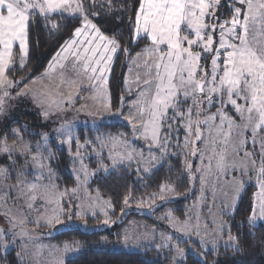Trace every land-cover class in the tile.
I'll return each mask as SVG.
<instances>
[{
	"label": "snow or ice",
	"instance_id": "obj_1",
	"mask_svg": "<svg viewBox=\"0 0 264 264\" xmlns=\"http://www.w3.org/2000/svg\"><path fill=\"white\" fill-rule=\"evenodd\" d=\"M138 5L133 16L128 18L129 31L137 40L147 38L150 43L129 61L130 72L132 65L142 67L145 71L142 76L140 73L136 74L135 83L139 91L137 98L131 102L135 111H130L129 115L124 116L123 96L120 97V107L115 112L112 111L108 75L115 54L120 51L131 57V52L123 48L115 36L104 35L94 20L100 16V12L95 9L100 8L105 15L114 16L117 22H122L124 17L115 14L126 12V5L114 3V0H0V112H3L6 101L12 98L11 90L20 88L21 85L26 88V81L31 76L29 72L28 76L12 79L8 73L15 63L14 46L17 42L20 70L27 69L29 28L33 17L41 16L46 27L59 31L60 23L51 18L53 14L61 17L67 14L81 23L73 28L72 37L64 42L61 52L56 53L54 63L48 65L49 70L53 67L59 69L60 78L56 85L59 88V100H65V86L75 87L76 98L80 99H84L79 96L81 91L87 88L95 89L96 95L103 96L105 100L103 115L99 118L103 120L105 116L122 117L132 127L133 136L139 133L148 148V155L145 157L142 150L134 148L126 138L122 139L125 134L113 136L109 133L107 141L111 147L108 159L111 168L101 162L98 170L107 173L136 161L137 174L141 171L146 175L150 174L152 167L158 163V158L152 154L153 147L160 151L161 156L167 155L168 146L172 144V137L175 136V147L182 148L186 157L193 156L200 160L201 167L195 169V172H212L213 164L218 174L239 172L238 177L233 176L229 181L230 212L237 207L245 190L244 178H249L250 171L255 172L258 191L254 194L248 221L254 224L258 219H264V0H232L230 4L228 0H224V5L231 13L227 18L217 15L222 7V0H138ZM63 52H69L70 57L64 56V62L61 63ZM141 60L142 64L137 63ZM43 75H47V72ZM85 81L88 82L87 85ZM52 90L50 88V91ZM126 91L131 92L132 89L126 88ZM26 94L24 88L17 92V96ZM76 98L69 94L67 103L74 104ZM204 105H207L206 109ZM217 105L216 111L211 112L210 109ZM229 108L231 112L228 111ZM82 110H85L83 106L78 109ZM205 112L208 114L201 119ZM43 115L47 118L48 112L45 111ZM181 129L184 130L183 144L180 143L179 136ZM57 131L65 136L60 143L68 144L69 149L76 139L77 151L72 155V159L80 163V173L76 177L77 187L65 188L63 191H58V185L52 182L55 173L46 163L54 156L48 146L47 133H40L42 141L35 145L25 143L23 148L17 149L15 153L12 150L14 146L7 144L6 134L0 140V152L9 156H30L36 168L33 180L28 181L23 172H17V184L7 185V188L19 189L16 199L23 198L29 213L38 211L34 206L40 200L52 206L51 214L29 220L19 209L8 206L7 193L0 196V217L10 225L7 229L0 227V246L4 248L8 247L5 242L7 235L13 237V242L17 237L28 236V232L23 228L25 223L43 224L52 230L45 233L50 236L61 229L75 230L71 228L76 222L73 220L74 216L83 228L90 227L86 216L96 218V204H90L87 208L77 204L78 211L73 212V202L64 200L65 196H74L80 188L84 189L90 200L100 201L101 198L99 195L92 197L88 193L86 186L95 171H90L84 164L80 153L84 145L74 136L71 125H62ZM12 134L23 140L19 129H13ZM96 140L101 151L109 146L100 136H97ZM197 142L202 147H197ZM91 143L85 141V145ZM249 143L252 145L251 150L247 148ZM33 148L36 150L34 154ZM241 152L243 156H240ZM99 155L100 151H97V156ZM229 156L232 159H229ZM184 168L190 178L195 180L193 165L187 158L184 160ZM9 175L8 168L0 167V178L8 179ZM45 179L50 183L44 184ZM200 179L203 184L204 176L201 175ZM158 189L159 191L147 197L149 208L155 204L156 199L163 202L166 198L171 199L176 192L175 185L169 181L161 182ZM96 191L99 192L98 189ZM133 199L134 193L129 189L122 198L124 207L120 209L121 218L126 214L125 209ZM144 201L145 198H141L138 206H144ZM65 203L68 205L67 209L64 207ZM102 204L101 211L105 216L103 224L115 223L116 221H112L108 215L109 211L115 212L111 199L103 200ZM165 218L172 222L176 233L181 235L174 241L173 235L161 233V243L156 247L174 249V261L177 258H186L185 250L179 245L187 243L184 237L190 239L191 234L197 236L204 251L208 250L209 243L212 249L216 250V240H205L200 234L199 223L179 221L170 211L165 214ZM213 223L217 225V233L227 227L222 219H214ZM17 228L20 230L15 231ZM237 239L229 235L230 241ZM130 241L135 244L128 229L117 234V243L124 247H128ZM100 243H108V238L101 237ZM81 246L82 242L75 239L63 241L62 247L51 246L61 253L56 264H64V254L79 250ZM232 246L238 249V244ZM192 251L196 250L193 248ZM196 255L203 264H208L204 252H197Z\"/></svg>",
	"mask_w": 264,
	"mask_h": 264
},
{
	"label": "rangeland",
	"instance_id": "obj_2",
	"mask_svg": "<svg viewBox=\"0 0 264 264\" xmlns=\"http://www.w3.org/2000/svg\"><path fill=\"white\" fill-rule=\"evenodd\" d=\"M228 3H232V0H228ZM217 15L221 18H227L231 15L229 8L224 5V0H222V7L218 10ZM143 35L144 34H142V36ZM145 47L146 45L143 47V49ZM15 54H18L20 56L18 42L14 46V55ZM64 56L70 57V53H62V57L60 60L61 63L64 62ZM134 58L135 55H133L131 59ZM137 63L142 64L143 60L138 61ZM144 71L145 70L142 67H136V65H132L130 72L128 66L125 78V86L126 88H131L132 91H126V93H128V96L127 100L124 99V116L129 115L130 111H135L131 107V102L137 98V93L139 91V88L135 83L136 74L140 73L142 76ZM46 72L47 75H43ZM44 73L26 81V88L24 85H21L20 88H15L11 90L12 98L6 101L3 112H0V124H5L15 116H20V112H32L33 114L35 113L41 116V121L44 123V129L42 131L36 129L35 131L30 130L31 134H35V136H31L27 133L26 129L25 132H23V130H20L21 135L23 136V140H21L19 137L12 134L13 129H18L13 128L11 129L10 134L15 137L13 139L10 138L11 140L7 137V144L10 146H14L12 150L15 153L17 149L23 148L25 143L30 142L32 145H35L38 141H42L40 133H47L48 146L54 153V156L51 159L47 160L46 163L50 165L51 169L55 173L54 181L52 182L58 185V191H63L65 188H76L78 183L76 177L80 173L79 161H74L72 159V155L75 154L77 151L76 139L73 140L71 149H69L68 144L60 143L61 140L65 139V136H63L57 131L58 129H61L62 125H71V131L73 132L74 136L78 138L79 143L81 145H84V147L80 149L84 164L87 165L90 171H95V174L89 178L86 186L88 193H90L92 197L99 195V197L101 198L100 201L90 200L89 196L85 194L83 188H80L74 196H65L64 200H71L73 202L71 209L73 212L78 211V209L76 208L77 204H81L85 208H87L90 204L97 205V207L94 208V210L96 211V218L93 219L91 216L85 217L87 223L90 225L89 228L81 227L78 218L75 216L73 217V220L76 222L71 225V228L80 229L85 232L107 230L111 232L106 235V237L108 238V243L110 247L115 250L143 252L148 248L161 249L156 247V245H159L161 243V233L165 235H173L174 241L179 239L181 235L176 233L175 228L172 227V222L168 218H165V214L170 211L172 216L178 218L179 221L187 220L190 221L191 224L199 223L200 234L204 236V239L207 241L216 240L217 248H236L232 246L234 244H237L236 241H230L229 235L235 237V234L232 230V222L237 207L230 212L228 210V204L231 200V188L229 185V181H231L233 176L238 177L240 175L239 172L232 171L230 174H218L215 171L214 164L212 172H195V169L201 167L200 160L197 157L193 156L186 157L182 148L175 147V136L172 137V144H169L168 146L167 155L161 156L160 151L153 147L152 154L158 158V163H155V165L152 167L151 172L154 171L161 164L167 162L169 156L179 155L182 156L183 160L187 158L188 161L193 165V174L196 176V179L192 180L190 178V175L187 174L189 178V186L184 192H178L176 190L175 194L171 197V199L166 198L163 202H161L159 199H156L155 204L151 208L148 207L147 197H149V195L153 192L149 193L144 197H141L145 198L144 206H138L141 198L133 199L130 201V206L125 209L126 214L123 216V218L120 217V212L113 213L109 211V217L112 221L116 222L111 223L110 225H104L103 220L105 219V216L101 211V208L103 207L102 201L107 200L109 198L104 196L100 192L97 193V189L93 184V181L96 175L106 173L104 171L98 170L100 168L101 162L111 168L110 161L108 159V151L111 145L107 141V134L110 133L113 136H118L121 133L125 134L122 139L126 138L127 141L134 148L142 150L144 152L145 157H147L148 155V148L146 147L145 141L139 137V133H137L136 136H133L132 127L130 126L129 122L125 121L122 117L105 116L103 120L99 118L101 115H103L102 109L105 100L103 96L96 95L95 89L87 88V90L81 91L79 93V96L84 97V99H80L76 98L77 91L75 87L65 86L63 88L65 100L61 102L59 100V96L57 95L59 88L56 87L60 78L59 69L53 67V69H47V71H45ZM109 76L110 73L108 75V80ZM87 83L88 82L85 81V85H87ZM21 88H24L27 94L17 96V92L20 91ZM50 88H52L53 90L50 91ZM69 94L76 98L74 104L67 103V96ZM93 97H95V99H93ZM189 103H191V101H189ZM57 105L59 106L57 107ZM111 105L113 112H115L120 107V104L119 106L114 107L112 102ZM82 106L85 110L78 111V109H81ZM203 107L206 109L207 105H204ZM217 107L218 105L212 107L210 111L215 112ZM45 111L48 112L47 118H45V116L43 115ZM228 111L231 112V108H229ZM88 113H93L94 115H89ZM207 114V112L203 113L201 115V119H203L204 115ZM116 123L125 124L124 126L128 127V129L124 131L123 128H118ZM111 124L113 126L109 128ZM23 127L27 128V126L25 125H23ZM165 131H167V129H165ZM248 135H250V133ZM97 136H100L106 141V143H109V146L105 147L102 151L100 150V144L96 140ZM179 136L181 137L180 143L183 144V129L180 130ZM85 141H91L92 143L91 145H85ZM197 147H202V145L197 142ZM256 147L258 150L259 145H257ZM247 148L248 150H251L252 145L249 143L247 145ZM55 150L64 151L70 159L69 171L74 176L73 184L67 185L64 181H61L58 178V158L56 156ZM35 151V148H33V154L35 153ZM97 151H100L99 156H97ZM1 153L3 155L5 154L3 152ZM7 156L9 157L7 163L0 165V167L8 168L10 175L8 179L0 178V196H4L5 193H7L9 197L8 206H14L15 208L19 209L29 220L35 217L51 214L52 206L46 205L43 200H40L34 206L38 211H32L29 213L26 207L24 206L23 198L19 200L16 199L19 189L15 187L11 189L7 188V185L17 184V172H23L26 180L28 181L33 180L34 176L36 175L35 162L31 160L30 156L20 154H13L12 156ZM16 156H21L22 162L17 163L21 158L15 160ZM45 156H47V152H45ZM240 156H243V152L240 153ZM229 159H232V157L229 156ZM13 161L15 163H13ZM205 164H207V160H205ZM129 165L131 166V170L135 173L136 178H138V176L139 178H142L144 175H146L143 171L137 174V172L135 171V169L138 167L136 161L131 162ZM144 166L147 165H141V167ZM201 175L204 176L205 182L203 184L200 179ZM248 177L249 178H244L245 190L248 186L254 185L256 186V193L258 191L256 173L250 171L248 173ZM81 179H83L82 176ZM43 183L48 184L50 183V181L48 179H45ZM157 191H159V189ZM225 193H227V195H225ZM182 200L184 201L181 202ZM64 207L67 209L68 205L65 203ZM63 219H67V217H63ZM214 219H216L217 221L222 219L226 223L227 227H225L222 232L217 233V225L213 223ZM262 222L264 223V219H258L252 225H258ZM0 227L7 229L10 227V225L2 217H0ZM23 228L25 231L28 232V236L23 238L17 237L13 242V237L11 235H7L5 237V242L7 243L8 247L4 248L0 246V254L15 250L17 256L19 254L18 259L23 264H56V262L61 256V253L60 251L53 249L51 246L60 245L62 247L63 241H56L51 237L59 232H53L50 236L45 235V233H48L52 230L44 226L43 224L37 225L34 223H25L23 225ZM125 229L129 230V234L132 236V239L135 240V244H132V241H130L128 247H124L122 244L117 243V236L115 237L114 235L123 232ZM19 230V228L15 229V231ZM61 231H64V229H61L60 232ZM111 235L114 237L112 238ZM184 238L187 240V247H184V243H180L179 246L185 250L186 255L188 252H192L196 255L199 250L195 249L194 243H197V245L201 249L197 236L195 234H191L190 239H188L187 236H185ZM193 248L196 251H192ZM80 249L64 254V264L66 259L79 253ZM171 250H173V257H175V250ZM209 250H213L211 243H209L208 245L207 251ZM183 259L184 258H177L175 261L172 260L171 264L180 263L183 261Z\"/></svg>",
	"mask_w": 264,
	"mask_h": 264
},
{
	"label": "trees",
	"instance_id": "obj_3",
	"mask_svg": "<svg viewBox=\"0 0 264 264\" xmlns=\"http://www.w3.org/2000/svg\"><path fill=\"white\" fill-rule=\"evenodd\" d=\"M117 2L127 6L126 12H117L115 14L124 17L122 22H117L114 16L105 15L100 8L95 9V11L100 12V16L94 20L104 35L115 36L122 47L129 49L131 52V57L120 51L114 56L108 80V89L114 107L119 106L121 96L127 100L128 93H126L125 78L129 60L133 55L140 52L145 45L150 43L147 38L137 40L134 36H131L129 31L130 21L128 18L132 17L135 10L138 9V0H114V3ZM51 19L60 23L59 31L46 27L45 21L41 16L36 15L33 17L29 28L27 69L24 71L20 70L19 55L15 54V63L12 66V70L8 73L10 78L19 79L28 76L30 72L31 76L29 79H31L47 71L48 65L54 62L53 58L56 53L61 52L64 42L72 37L73 28L80 26L81 23V21L69 17L67 14L64 17L53 14ZM23 125L27 126V128H24ZM116 125L118 128H123L124 131L128 129V127L124 126L125 124L116 123ZM112 126L111 124L109 128ZM13 128H18L23 130V132L26 129L28 134L35 136V134H31L30 130L42 131L44 123L41 121L40 115L32 112H20V116H15L7 123L0 124V140L3 139L5 134L8 135L9 139H13L15 136L10 134ZM55 153L58 158V178L67 185L73 184L74 176L69 171L70 159L64 151L55 150ZM8 158L7 155H3L0 152V165L7 163ZM19 158L21 156H16L15 160ZM20 162H22V158L17 163ZM164 181L173 183L178 192H184L188 188L189 178L184 168L182 156H169L167 162L139 179L135 177L131 166L125 165L115 171L96 175L93 184L101 194L111 199L115 205V212L113 213H119L124 206L122 204L123 195L129 189L132 190L135 199H137L157 191L158 185ZM255 191L256 186H248L235 211L232 230L235 237L238 238L236 240L238 249L219 247L216 250L203 251L197 243H194L195 249L199 250V252H204L208 264H214V262L216 264H264V223L252 225L248 222ZM74 229L73 231H61L51 237L56 241H71L75 239L82 242L79 253L66 259L65 264H171L173 260V250L170 248H148L143 252L115 250L110 247L109 243H100V238L106 237L111 232L107 230L85 232L80 229ZM114 235L115 237L117 236V234ZM111 237L113 238L114 236L111 235ZM184 247H187V243H184ZM198 262L203 264L197 255L188 252L186 258L177 264H198ZM0 264L23 263L18 259L15 250H11L0 254Z\"/></svg>",
	"mask_w": 264,
	"mask_h": 264
},
{
	"label": "crops",
	"instance_id": "obj_4",
	"mask_svg": "<svg viewBox=\"0 0 264 264\" xmlns=\"http://www.w3.org/2000/svg\"><path fill=\"white\" fill-rule=\"evenodd\" d=\"M253 202H254V196H253ZM263 223V222H262Z\"/></svg>",
	"mask_w": 264,
	"mask_h": 264
}]
</instances>
